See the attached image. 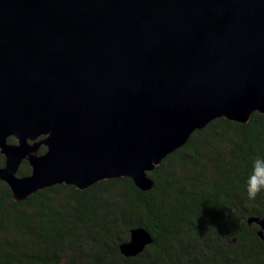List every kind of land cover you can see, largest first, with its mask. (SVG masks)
Listing matches in <instances>:
<instances>
[{
  "label": "water",
  "instance_id": "water-1",
  "mask_svg": "<svg viewBox=\"0 0 264 264\" xmlns=\"http://www.w3.org/2000/svg\"><path fill=\"white\" fill-rule=\"evenodd\" d=\"M254 112L264 0H0V179L15 201L118 177L151 189L195 130ZM151 242L134 227L119 248Z\"/></svg>",
  "mask_w": 264,
  "mask_h": 264
},
{
  "label": "trees",
  "instance_id": "trees-1",
  "mask_svg": "<svg viewBox=\"0 0 264 264\" xmlns=\"http://www.w3.org/2000/svg\"><path fill=\"white\" fill-rule=\"evenodd\" d=\"M257 156L264 113L254 112L246 123L221 117L195 130L149 172L148 190L118 177L15 201L0 180V264H264V193L250 201L244 192ZM134 227L152 242L126 256L119 244Z\"/></svg>",
  "mask_w": 264,
  "mask_h": 264
},
{
  "label": "clouds",
  "instance_id": "clouds-1",
  "mask_svg": "<svg viewBox=\"0 0 264 264\" xmlns=\"http://www.w3.org/2000/svg\"><path fill=\"white\" fill-rule=\"evenodd\" d=\"M244 192L250 201L264 193V156H257L251 161L250 171L245 179Z\"/></svg>",
  "mask_w": 264,
  "mask_h": 264
},
{
  "label": "flooded vegetation",
  "instance_id": "flooded-vegetation-1",
  "mask_svg": "<svg viewBox=\"0 0 264 264\" xmlns=\"http://www.w3.org/2000/svg\"><path fill=\"white\" fill-rule=\"evenodd\" d=\"M11 138H12V137H11ZM11 141H12V142H15V139L12 138ZM45 150H46V147H45L44 145H40L39 148H38V150H37V152H38V153H43ZM0 154H1V153H0ZM24 162L27 163V161H23V162L20 164V166H21ZM3 165H4V163H3L1 166H3ZM1 166H0V167H1ZM20 166H19V168H20ZM30 170H31V168H30ZM29 173H30V171H29ZM29 173H26V174H20V173H19V169H18V174H20V175H27V174H29ZM0 180H1V179H0ZM8 187H9V186H8Z\"/></svg>",
  "mask_w": 264,
  "mask_h": 264
},
{
  "label": "rangeland",
  "instance_id": "rangeland-1",
  "mask_svg": "<svg viewBox=\"0 0 264 264\" xmlns=\"http://www.w3.org/2000/svg\"><path fill=\"white\" fill-rule=\"evenodd\" d=\"M10 138H11V137H10ZM10 138H9V139H10Z\"/></svg>",
  "mask_w": 264,
  "mask_h": 264
}]
</instances>
